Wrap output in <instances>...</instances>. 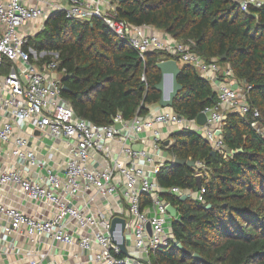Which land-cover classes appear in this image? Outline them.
<instances>
[{
	"label": "built area",
	"instance_id": "obj_1",
	"mask_svg": "<svg viewBox=\"0 0 264 264\" xmlns=\"http://www.w3.org/2000/svg\"><path fill=\"white\" fill-rule=\"evenodd\" d=\"M117 3L0 0V157L5 160L0 165V190H15L25 202L49 211L48 215L31 216L1 200L0 229L3 235L25 236L34 244L45 239L62 244L69 253L67 264H151V255L158 248L177 245L168 213L170 206L177 208L163 194L202 202L204 189L158 185L156 174L165 162L174 161L166 156L170 144L163 139L162 129L168 135L181 130L196 132L223 159L233 154L221 136L228 114L241 118L251 114L250 127L264 138L259 113L251 111L246 101L250 87L235 82L228 66L223 68L215 60L205 62L188 43L151 35L144 26L118 20ZM263 5V0L240 2L244 12L249 6ZM55 13L68 20L99 19L141 59L148 52L163 51L196 70L217 98L215 106L202 112L205 124L199 126L196 118L186 119L158 104L148 107L146 116L129 121L118 113L105 126L78 117L61 96L65 69L59 68V54L25 49ZM116 125L120 128L115 129ZM33 132L64 146L59 173L38 161L36 146L28 143ZM194 163L195 177H206L204 164ZM34 169H39L36 178L31 176ZM114 218L124 220L125 254L109 233ZM9 244L11 251L16 249L14 241ZM44 258L45 254H39L37 261ZM48 264L59 263L50 260Z\"/></svg>",
	"mask_w": 264,
	"mask_h": 264
},
{
	"label": "trees",
	"instance_id": "obj_2",
	"mask_svg": "<svg viewBox=\"0 0 264 264\" xmlns=\"http://www.w3.org/2000/svg\"><path fill=\"white\" fill-rule=\"evenodd\" d=\"M242 1L128 0L117 3L116 13L120 21L152 26L187 42L205 62L228 66L237 82L250 87L247 104L258 111L264 126V5L244 12ZM27 47L59 54V68L65 69L61 85L67 88L61 96L78 117L99 126L110 124L118 113L125 121L146 116L161 96L154 89L161 77L156 65L171 59L180 70L177 82L182 86L171 107L176 114L192 120L217 103L196 70L163 51L148 52L141 59L96 18L68 20L55 13ZM250 122L251 114L227 115L221 136L233 154L226 159L213 156L196 132L170 135V155L201 162L208 174L197 178L193 168L168 161L156 174L162 188H203L204 194L202 202L163 194L177 208L179 218L171 222V232L183 250L172 243L158 248L151 264H264V138Z\"/></svg>",
	"mask_w": 264,
	"mask_h": 264
},
{
	"label": "crops",
	"instance_id": "obj_3",
	"mask_svg": "<svg viewBox=\"0 0 264 264\" xmlns=\"http://www.w3.org/2000/svg\"><path fill=\"white\" fill-rule=\"evenodd\" d=\"M145 31L148 34L156 35L159 37H165L168 36L167 33L156 29L152 26H145ZM180 41V40H179ZM184 42V41H182ZM187 43V42H185ZM223 68L227 67L226 65H221ZM235 82H237L235 79H233ZM238 84H240L238 82ZM242 85V84H241ZM159 105V104H158ZM156 105H151L150 108H156ZM168 130L162 129V137L164 140L169 141V144L171 145V138L170 135L167 134ZM28 137V136H27ZM29 141L28 143L32 146H36L38 150V161L44 164L45 167L51 168L53 172H60L61 164L63 162V155L65 152L64 146L59 142H53L48 138H44L41 135H39L37 132H33L31 136L28 137ZM3 147V146H2ZM4 148V147H3ZM166 156L171 160L172 156L166 151ZM5 162L0 157V165ZM25 166L22 164L21 169L25 172L26 169H24ZM42 172V169L40 170ZM39 172V169H34L31 172L32 178L37 177V173ZM3 201L5 203H8L12 206H14L16 209L20 210L21 212L35 216L38 214H44L48 215L49 211L45 208L37 209L36 206H34L32 203L25 202L22 200V197L20 194H18L15 190H6L1 189L0 190V201ZM171 217V215H170ZM179 218L178 211L176 209V214L174 217H171L169 220V226H170V233L171 232V222L173 220H177ZM2 224V221L0 219V225ZM173 237V235H172ZM174 239V237H173ZM14 241V245L16 246V249L11 251V245L9 242ZM175 241V240H174ZM5 242V244H3ZM176 242V241H175ZM30 253L27 255V253ZM39 254H45V258L42 260H38ZM69 253L67 252L65 246L62 244L55 243L51 240L45 239L43 242L39 243H32L29 239H27L25 236H19V235H3L0 229V264H33L34 262H37L36 264H48L50 260H55L59 264H67Z\"/></svg>",
	"mask_w": 264,
	"mask_h": 264
},
{
	"label": "water",
	"instance_id": "obj_4",
	"mask_svg": "<svg viewBox=\"0 0 264 264\" xmlns=\"http://www.w3.org/2000/svg\"><path fill=\"white\" fill-rule=\"evenodd\" d=\"M128 0H117V2L123 3ZM264 1V0H263ZM224 59V58H222ZM156 68L160 72V82L154 86V89L158 91L161 96L159 99V106L162 108H171L173 104V99L176 97V95L182 90V86L178 84L177 82V76L180 73V70L177 66V63L174 60H167L157 63ZM55 78V76H53ZM169 80L170 85L167 83L165 84V81ZM62 91H67V88L65 86L62 87ZM143 107V106H142ZM206 122V115L204 113H200L196 116V123L199 126L204 125ZM120 126L116 125L115 129H119ZM241 152V150H239ZM216 153L213 151L212 155L214 156ZM173 164L176 167H181L186 165L187 167H194V162L191 160L184 161L180 160L179 158H174ZM186 199L185 196H182L179 198V201H184ZM210 206L208 205L207 208ZM168 213L171 215V217H174L176 214V210L173 207L168 208ZM124 220L120 218H114L111 221V227H110V236L112 238V241L115 245L118 246L122 254H125V244H124V237H123V230H124ZM176 247L179 250H183V247L180 244H177ZM193 258L199 259L198 255H193Z\"/></svg>",
	"mask_w": 264,
	"mask_h": 264
},
{
	"label": "bare ground",
	"instance_id": "obj_5",
	"mask_svg": "<svg viewBox=\"0 0 264 264\" xmlns=\"http://www.w3.org/2000/svg\"><path fill=\"white\" fill-rule=\"evenodd\" d=\"M167 83L170 85V81L169 80L167 81V79H166L165 84H167Z\"/></svg>",
	"mask_w": 264,
	"mask_h": 264
}]
</instances>
